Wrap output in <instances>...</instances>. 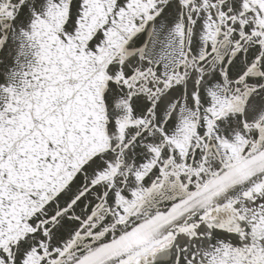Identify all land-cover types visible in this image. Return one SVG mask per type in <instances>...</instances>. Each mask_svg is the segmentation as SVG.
Returning a JSON list of instances; mask_svg holds the SVG:
<instances>
[{
  "label": "snow or ice",
  "instance_id": "1",
  "mask_svg": "<svg viewBox=\"0 0 264 264\" xmlns=\"http://www.w3.org/2000/svg\"><path fill=\"white\" fill-rule=\"evenodd\" d=\"M0 264H264V0H0Z\"/></svg>",
  "mask_w": 264,
  "mask_h": 264
}]
</instances>
